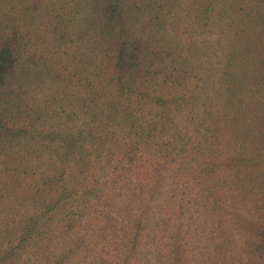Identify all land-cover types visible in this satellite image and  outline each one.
<instances>
[{
	"label": "trees",
	"instance_id": "trees-1",
	"mask_svg": "<svg viewBox=\"0 0 264 264\" xmlns=\"http://www.w3.org/2000/svg\"><path fill=\"white\" fill-rule=\"evenodd\" d=\"M0 264H264V0H0Z\"/></svg>",
	"mask_w": 264,
	"mask_h": 264
}]
</instances>
